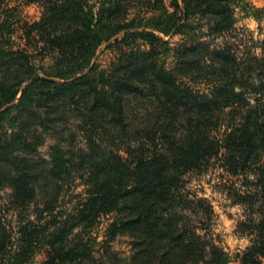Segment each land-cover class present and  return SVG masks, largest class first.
<instances>
[{"label":"trees","instance_id":"obj_1","mask_svg":"<svg viewBox=\"0 0 264 264\" xmlns=\"http://www.w3.org/2000/svg\"><path fill=\"white\" fill-rule=\"evenodd\" d=\"M26 2L42 8L39 20L0 0V264L39 254L41 264H97L90 231L108 214L106 238L126 231L134 251L102 263L228 264L187 214L211 207L182 194L213 159L254 176L237 203L258 218L239 224L253 239L236 257L264 264V46L244 52L228 40L236 8L260 21L264 6ZM105 45L118 46L108 69L94 62Z\"/></svg>","mask_w":264,"mask_h":264},{"label":"rangeland","instance_id":"obj_2","mask_svg":"<svg viewBox=\"0 0 264 264\" xmlns=\"http://www.w3.org/2000/svg\"><path fill=\"white\" fill-rule=\"evenodd\" d=\"M254 7L261 8L264 6V0H246ZM169 6L172 0H164ZM12 5H18L20 16L23 20L35 22L42 15V8L37 3H28L26 0H12ZM236 23L235 29L229 34L228 40H231L239 49L246 52H259L262 45L264 46V18L256 21L254 18L245 15L239 8L235 9ZM178 37H174L176 40ZM118 46H102L94 59L99 68L108 69L117 56ZM48 61V57L45 59ZM52 139H47L46 143L40 148L41 154H45ZM262 161L264 153L261 154ZM252 174L236 175L227 171L221 160L213 159L212 162L202 172H194L186 176L185 189L183 195L188 198H201L203 205L211 207V214L202 212L197 208V213L187 211L191 219V224L197 226V232L201 235L206 234L211 237L213 242L223 248L230 256L228 264H239L237 254L243 252L252 242L253 235L244 226H239L242 221L249 218H258L256 207L251 208L244 203H237L242 200L244 194H248L252 187ZM77 181V180H76ZM78 183V181H77ZM83 186L69 189L70 194L80 193ZM8 191H0V204H5ZM70 200V196H69ZM112 214L100 217L92 227L90 233L96 239L93 248L94 260L97 264L102 263L103 258H107V253L112 254V259L129 261L134 247L132 238L126 231H119L113 239H108L107 231L112 222ZM107 240V242H106ZM43 255L39 254L35 258L34 264H41Z\"/></svg>","mask_w":264,"mask_h":264}]
</instances>
